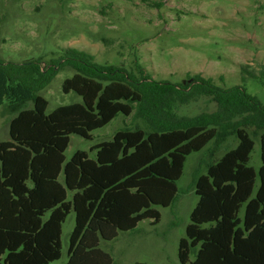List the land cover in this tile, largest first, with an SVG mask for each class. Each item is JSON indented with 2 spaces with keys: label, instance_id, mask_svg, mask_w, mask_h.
Wrapping results in <instances>:
<instances>
[{
  "label": "trees",
  "instance_id": "trees-1",
  "mask_svg": "<svg viewBox=\"0 0 264 264\" xmlns=\"http://www.w3.org/2000/svg\"><path fill=\"white\" fill-rule=\"evenodd\" d=\"M66 69L74 75L63 93L81 102L48 113L41 92ZM248 79L264 80V72L244 66L242 84L226 88L200 73L189 74L187 84L158 81L139 64L136 71L99 64L75 48L48 62L0 58V107L33 103L11 121L10 140L0 142V264L59 261L72 212L67 264H114L101 242L134 232L146 220L159 224L156 207L176 201L187 158L210 143L214 157L232 137L237 146L195 176L199 202L180 242V262L264 264V104L247 91ZM203 98L217 110L181 115V108ZM121 115L145 128L120 130L95 145V159L78 151L66 162L72 135L92 140ZM255 137L258 170L250 166Z\"/></svg>",
  "mask_w": 264,
  "mask_h": 264
},
{
  "label": "rangeland",
  "instance_id": "rangeland-1",
  "mask_svg": "<svg viewBox=\"0 0 264 264\" xmlns=\"http://www.w3.org/2000/svg\"><path fill=\"white\" fill-rule=\"evenodd\" d=\"M64 48L86 51L99 64L124 66L136 71L141 65L158 81L187 84L188 75L200 73L214 78L226 88L241 83L244 66L264 72V0H0V58L24 62H45L59 56ZM74 75L66 69L43 91L49 102L48 113L61 106L80 103L74 93L65 95L63 83ZM247 91L264 104V80L248 79ZM32 102L0 107V142L10 140V123ZM217 104L201 99L181 108V115L196 116L214 112ZM144 129L134 116H119L93 133L92 140L72 135L65 152L69 162L78 151L87 152L110 141L123 129ZM256 146L250 166L261 165V144ZM237 146L232 137L212 157L214 144L191 154L177 182L178 194L170 207H156L161 213L159 224L146 220L134 232H120L113 242H101L114 264H181L179 247L187 238V228L199 197L195 190L197 172ZM245 208L242 209L243 216ZM75 228L72 212L63 225L62 258L51 264H67L71 234Z\"/></svg>",
  "mask_w": 264,
  "mask_h": 264
}]
</instances>
